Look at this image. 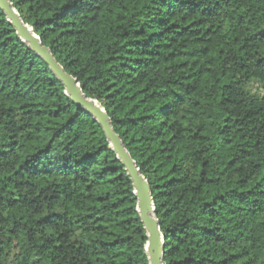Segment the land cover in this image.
Instances as JSON below:
<instances>
[{
    "label": "trees",
    "instance_id": "1",
    "mask_svg": "<svg viewBox=\"0 0 264 264\" xmlns=\"http://www.w3.org/2000/svg\"><path fill=\"white\" fill-rule=\"evenodd\" d=\"M146 180L164 264H264V0H8ZM125 167L0 10V264H149Z\"/></svg>",
    "mask_w": 264,
    "mask_h": 264
},
{
    "label": "water",
    "instance_id": "2",
    "mask_svg": "<svg viewBox=\"0 0 264 264\" xmlns=\"http://www.w3.org/2000/svg\"><path fill=\"white\" fill-rule=\"evenodd\" d=\"M0 10L16 31L18 38L48 65L49 70L63 85L65 95L76 106L89 113L101 126L110 148L125 167L132 181L134 195L137 200L136 210L146 233L145 251L148 262L149 264H164L162 235L159 230L158 221L154 216L149 186L125 150L119 136L113 131L105 110L95 100L88 99L83 95L77 80L65 72L62 66L57 63L50 50L41 44L39 38L32 32L31 27L23 23L8 0H0Z\"/></svg>",
    "mask_w": 264,
    "mask_h": 264
}]
</instances>
